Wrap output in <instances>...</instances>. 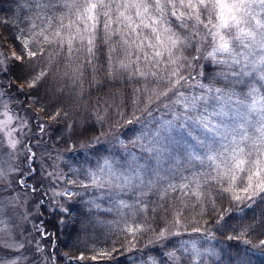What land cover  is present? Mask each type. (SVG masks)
<instances>
[{
  "label": "trees",
  "instance_id": "1",
  "mask_svg": "<svg viewBox=\"0 0 264 264\" xmlns=\"http://www.w3.org/2000/svg\"><path fill=\"white\" fill-rule=\"evenodd\" d=\"M60 3L61 0H56L57 5ZM66 12L62 7L51 6L50 0H0V47L4 51L11 49L15 55L21 54L25 41L29 48L39 44L44 49V58L38 55L35 64L30 59L10 58L1 78L20 103L19 107L31 113V121L40 119L45 124L50 149L62 152L60 169L69 194L39 207L42 229L50 240L55 264H146L145 261L173 264L169 256L177 259L175 264H264V248L227 238L236 235L231 229L258 227L264 222V200L260 196L236 202L230 198L232 192L221 191L229 187L227 183L209 188L203 177L199 199L189 191L191 185L183 190L177 187L175 191H161L168 182L186 184L181 177L191 178L194 173L210 170L191 157L195 143L180 129L171 133L172 141L164 142L167 151L162 157L153 159L154 153L145 151L148 140L144 133L150 135L159 127L157 121L167 118L163 105L157 107L151 91L147 95L154 102H143V89L146 86L151 90L154 87L151 82L130 81L126 75L110 77L103 51L97 53L92 66L88 65L86 53H74L69 66L55 44L46 43L39 35L33 38V33L38 34L42 29H47V35L59 27L58 17H65L64 23L74 19L70 14L65 15ZM192 55L200 56V53H194L191 48L184 50V56L191 59ZM80 65L83 75L79 83H74L75 77L69 78L64 73L69 67ZM33 68L49 72L35 88L28 84L34 75ZM198 70L204 72L203 77L197 76ZM216 70L201 55L199 61H192L185 75L208 83ZM215 83L218 87L226 86L219 79ZM227 87L229 93H236L231 101L238 104L243 101L242 107L264 97V80L259 79L257 71ZM253 88L259 91L249 96ZM57 111L60 115L53 118ZM149 111L151 115L147 114ZM193 135L202 134L197 131ZM110 136L116 140L112 165L120 169L119 173L127 172L134 160L142 169L151 165L145 179L154 181L152 188L117 187L122 183L119 181L117 185L110 184V190H104L93 184L90 173L107 175L105 161L111 158L105 140ZM242 182L241 178L237 179L234 194L244 195ZM120 201L128 207H123ZM224 208H228V215L217 221ZM228 216L234 218L225 228L223 221ZM129 228L133 231H128ZM189 237L196 239L201 249L196 259L181 243L182 238ZM260 238V232H250L244 239L256 245Z\"/></svg>",
  "mask_w": 264,
  "mask_h": 264
},
{
  "label": "snow or ice",
  "instance_id": "2",
  "mask_svg": "<svg viewBox=\"0 0 264 264\" xmlns=\"http://www.w3.org/2000/svg\"><path fill=\"white\" fill-rule=\"evenodd\" d=\"M50 5L66 9L65 15L70 14L74 19L64 23L65 17H58L59 27L53 28L47 35V29H42L38 34L33 33V38L39 35L46 43L55 44L69 66L73 63L74 53H86L88 65L92 66L97 53L103 51L110 77L126 75L130 81L151 82L154 85L151 90L146 86L143 89V102H154L152 96L147 95L151 91L156 97L157 107L162 104L165 111L173 113L172 119L157 121L159 127L150 135L144 133L148 140L145 151L154 153L153 159L162 157L167 151L164 142L173 140V131L183 130L184 135L193 139L195 147L191 157L201 165L206 164L210 171L194 173L191 178L181 177L187 181L186 184L168 182L167 188L161 189L162 192L175 191L177 187L183 190L191 185L189 191L199 199L200 179L203 177L209 188L227 183L229 187L221 191L232 192L230 198L236 202L253 200L257 196L264 200V97L259 100V118L252 121L239 106L229 107L231 97L236 93H229L227 87L240 83L253 71H257L259 79L264 80V0H61L59 5L56 0H50ZM49 28H52L51 18ZM98 41L103 47L98 46ZM209 41L211 50L204 59L217 70L208 83H204L196 80L195 76L185 75L191 69L192 61H199L200 56L192 55L189 59L184 56V50L191 48L194 53H199L202 45ZM38 55L44 58V49L39 44L29 48L25 41L21 54L14 55V59H30L35 64ZM32 72L34 75L28 79L31 88L49 76L47 70L33 68ZM64 75L75 77L73 82L79 83L83 65L69 67ZM197 76L203 77L204 72L198 70ZM217 79L225 82L226 86H216ZM161 84L165 87L161 88ZM182 89H188L187 93ZM258 91L253 88L248 95ZM239 104L242 105L243 101ZM252 110L255 111L254 108ZM147 114L151 115V112ZM0 115L4 117L0 121V131H4L13 116L8 110ZM59 115L57 111L53 113V118ZM127 122L132 123L131 120ZM23 126L22 121L21 129ZM14 131L11 129L6 133L11 148L18 143L12 135ZM197 131L202 135L194 136L193 133ZM105 164L107 178L122 182L117 187H153L154 181L145 179L151 165L148 169H142L134 160L127 172L122 171L117 176L112 165L108 161ZM89 175L93 184L103 186L98 174ZM238 178L243 181V196L234 194ZM209 200L211 202L210 197ZM120 204L128 207L124 201H120ZM225 215H228V208L221 211L217 221L223 220ZM233 218L228 216L223 221L225 228L229 227ZM3 224L4 221L0 219V225ZM3 231L5 229L0 228V232ZM128 231L133 230L129 228ZM231 231L236 235L227 236L229 240L264 248V222L258 227L247 225ZM250 232L261 233L256 245L244 239Z\"/></svg>",
  "mask_w": 264,
  "mask_h": 264
},
{
  "label": "rangeland",
  "instance_id": "3",
  "mask_svg": "<svg viewBox=\"0 0 264 264\" xmlns=\"http://www.w3.org/2000/svg\"><path fill=\"white\" fill-rule=\"evenodd\" d=\"M210 50V41L204 43L199 52L200 56H205ZM0 54H2L0 57L2 60L0 63V113L8 110L13 116L7 128L0 131V219L4 221L0 228L5 229L0 232V264H55L51 254L50 240L46 239L48 235H44L42 229L39 207L42 203L50 204L51 200L60 198L67 191L60 169L62 152L50 149L46 140L45 124L40 119H34L32 122L31 113L19 107L20 103L2 81L1 74L6 69L8 60L14 57L15 53L11 49L4 51L0 47ZM196 80L200 81L198 78ZM192 83L195 84L196 81ZM182 90L186 93L188 91V89ZM237 106L243 113L248 114L250 120L256 121L259 118L261 107L259 102L254 101L242 107L234 100L230 101V108ZM253 108L255 111L252 110ZM176 111L178 113L179 109L177 108ZM166 113V120L173 118L172 112L166 111ZM3 119L4 117L0 115V121ZM22 121L24 126L21 129ZM35 122L37 125H34ZM11 129H15L12 135L18 141L15 148L9 147L6 135ZM115 142L114 136L105 140L110 151L111 159L108 162L111 165ZM112 169L117 176L120 175V169L117 166L113 164ZM27 178L30 180L26 181ZM99 178L100 183L103 184L100 188L104 190H110L112 188L110 184L119 183L117 180L108 179L107 175H100ZM181 243L184 245V250L190 252L193 255L192 258L196 259L201 251L197 240L190 237L182 238ZM169 259L173 264L178 262L173 256H169ZM145 262L154 264L152 261Z\"/></svg>",
  "mask_w": 264,
  "mask_h": 264
}]
</instances>
